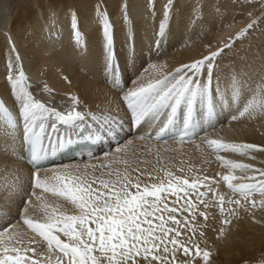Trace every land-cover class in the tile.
I'll return each instance as SVG.
<instances>
[{"label":"bare ground","instance_id":"1","mask_svg":"<svg viewBox=\"0 0 264 264\" xmlns=\"http://www.w3.org/2000/svg\"><path fill=\"white\" fill-rule=\"evenodd\" d=\"M211 1L175 0L174 7L169 9L170 17L169 10L163 11L170 0H155L150 12L147 11L150 0H47L45 4L39 2L36 8L27 6L24 12L17 10L15 13L8 0H0V108L9 112L12 121H18L10 124L8 117L0 113V230L6 227L9 232L16 233L18 239L27 237L24 244L36 249L35 255L28 253L30 258L47 264L51 255L52 264H56V256L62 254L55 250L50 254L47 242L24 225V216L46 222L47 212L53 207L66 214H78V209L63 198L34 187L33 176L37 170H31L17 156L23 121L16 110L19 105L14 106L19 94L10 89L7 77H19L23 73L25 89L36 101L62 114L74 108L85 116L83 121L68 125L56 121L55 131L51 128L54 120H45L46 130L52 132L53 137L70 132L80 135L92 128L99 132L103 128L111 131L114 126H110V121L115 122V118L124 121L125 112L128 118L130 113L125 111L126 104L116 85L119 81L110 46L125 69L128 65L127 74L133 72L138 61L147 58V53L153 56L152 61L144 62L141 74H137L129 86L154 82L182 65L202 60L228 47V36L239 34L250 24L247 11L238 16L235 14L231 20L233 12L224 10L225 6L218 3L211 7ZM123 6L128 9L130 25H122L117 16ZM102 15L110 23L104 21L99 25ZM105 26L109 28L107 37L103 31ZM243 40V44L238 42L231 46L221 57L220 54L215 56L210 84L207 66L204 68L200 79L201 84L209 85V98L203 104L197 101L190 121L198 124L197 117L203 124L213 121L202 125L197 137L187 141L157 140L148 133L156 130L162 122L164 124L166 115L158 122L144 120L135 133L123 138L110 150L91 159L40 169L38 178L54 183V174L65 170L86 175L89 179L94 176L108 178L107 173H115L116 168L123 171V164L117 165L114 161L128 158L135 161L134 167L151 172V176H140L142 182L163 181L165 184V172L175 174L178 170L179 166L174 162L177 156L174 147H178V154L186 152L195 161L192 166L189 164L187 171L189 183L197 182V189L190 191L196 204V218L192 220L187 212L182 214L195 228L194 234L187 232L182 238L187 241L192 256L197 248L201 250V256L195 258L194 264H204L202 252L205 250L210 252V264H264V207L259 203L252 207L248 203V200L259 202L264 196L257 189L246 200L241 193L228 188L222 179L224 175H234L237 177L232 181L234 185L264 179L254 171H264V151L260 150L264 149V33L257 39L246 34ZM157 54L163 56L155 58ZM182 120L183 112L179 123ZM113 132L117 133V130ZM210 139L252 144L257 148L241 153L214 151L207 144ZM118 147L126 151L117 153ZM217 156L251 168L231 169ZM131 175L135 178L139 173L131 172ZM204 184L208 187L205 188ZM209 189L215 190V198ZM203 191L208 192L202 198L208 203L207 208L195 195ZM220 196L224 197L223 205L218 202ZM238 199L243 207L235 205L234 201ZM167 200H175V197L168 196ZM43 205L49 208L45 209ZM200 211L207 213V220L199 215ZM177 218L182 217L178 215ZM185 231L182 229V233ZM32 238L35 243H30ZM61 239L66 241L62 235ZM186 259L191 257H185L181 251L176 261L181 264Z\"/></svg>","mask_w":264,"mask_h":264},{"label":"snow or ice","instance_id":"2","mask_svg":"<svg viewBox=\"0 0 264 264\" xmlns=\"http://www.w3.org/2000/svg\"><path fill=\"white\" fill-rule=\"evenodd\" d=\"M103 31L107 37L108 26H105ZM216 55L214 52L210 57L182 65L162 79L134 85L124 92L122 99L134 123L144 120L158 122L166 115L163 127L156 134L159 139L170 126L179 123V113L183 112L186 134L197 101L203 104L209 98V85L201 84L200 78L207 66L210 84L213 67L211 60ZM7 80L10 82V89L19 94V100L14 102V106L19 105L16 110L19 119L23 121L24 142L30 153L29 159L37 168V173H34V187L61 197L78 209V214H66L53 207L47 212L46 222L34 221L27 215L23 218L24 225L47 242L50 254L54 250L62 254L56 256V264H176V258L181 251L185 257H191L183 260L181 264H194L195 258L201 256V250L197 248L195 256H192L187 241L182 238L187 232L195 233L189 218L183 217L182 214L187 212L191 214L192 220L196 218V204L191 199L192 193L189 191L197 189L196 181L189 183L187 179L174 177L172 172L166 171L165 175L169 177L167 185L163 181L142 183L140 176H151V172L134 167L135 161L128 158H117L114 162L117 165L123 164V171L116 168L115 173H107L108 178L94 176L89 179L86 175H76L65 170L54 174L52 177L54 183L39 179L38 170L43 166L47 155L44 141L47 139L48 145L51 146L53 140L52 132L46 130L44 121L54 117L51 128L55 131L56 121L68 125L83 121L85 116L74 108L67 114H62L36 101L25 89L23 73H20L19 77L9 76ZM72 99L76 102L75 97ZM0 113L8 117L10 124L18 123L11 120L6 109L0 108ZM207 144L214 151L235 153L257 148L252 144L226 143L215 139L207 140ZM116 151L119 153L126 149L118 147ZM217 159L231 169L251 168L247 164L224 160L221 156H217ZM129 170L139 175L133 178ZM254 171H258L259 175L264 177V171ZM113 175L115 178H112ZM204 179L208 180L207 177ZM222 179L228 188L238 191L246 200L257 189L260 195L264 196V179L257 183L238 185L232 183L237 179L234 175H224ZM203 186L208 187L207 184ZM209 190L215 198V190ZM195 195L207 208L208 203L202 198L207 196L208 192H196ZM168 196L175 197V200H167ZM39 199L38 196L37 200ZM181 200L183 203H180ZM218 202L223 205L224 197L220 196ZM234 203L238 207L244 206L239 199ZM248 203L252 207L257 203L264 207V199L259 202L248 200ZM43 207L49 208L48 205ZM232 214L235 215V212ZM178 215L182 218L178 219ZM199 215L205 220L208 218L205 211H200ZM182 229L186 231L182 233ZM220 231L223 233L224 229L221 228ZM200 234L202 236L203 232ZM61 235L66 241L61 239ZM25 239L27 237L18 239L17 234L9 232L6 227L0 230V264H42L41 260L28 256V253L35 255L36 249L27 247L24 244ZM35 242L34 238L30 239V243ZM209 258L210 252L203 251L204 264H210ZM47 264H52L51 255Z\"/></svg>","mask_w":264,"mask_h":264},{"label":"rangeland","instance_id":"3","mask_svg":"<svg viewBox=\"0 0 264 264\" xmlns=\"http://www.w3.org/2000/svg\"><path fill=\"white\" fill-rule=\"evenodd\" d=\"M8 2H10V4H11V8H12V10H13V13H15L17 10L19 11V12H24L23 10H24V8H26L27 6H31V7H33V8H36L37 7V5H38V3L39 2H44V4L45 3H47V0H8ZM173 2L175 3V0H170V3L169 4H167L166 6H165V8L163 9V11H168L171 7L173 8L174 7V4H173ZM212 3H211V7H214L215 5H216V3H218L217 5H219V6H225L224 8V10H226V11H229V12H233V15L231 16V20L235 17V14L238 16V15H240V14H243V12H248V15L251 17V20H250V24L249 25H247L246 27H245V29H242L240 32H239V34H235V35H231V36H228L230 39L228 40V43H227V46L228 47H224V48H222L220 51H218V53H217V55H216V57L217 56H219V54H220V57L222 56L221 54H223V52H226L227 50H229V48H231V46L233 47V46H235L238 42L239 43H241V44H243V39H244V37H245V35L246 34H250V36H252V37H254L255 39H257V37H258V35L260 36V35H262V33H264V0H212L211 1ZM215 2V3H214ZM155 3V0H150V2H149V5H148V7H147V11L148 12H150L151 10L150 9H152V7H153V4ZM214 3V4H213ZM173 5V6H172ZM171 8V9H172ZM167 9V10H166ZM170 9V10H171ZM169 10V12H168V14L170 15V17H171V11ZM155 11H158L157 10V8L155 9ZM129 12H128V9L125 7V6H123L122 8H121V11H119V13H118V17H119V20L120 21H122V25H130V16H129V14H128ZM242 16V15H241ZM233 17V18H232ZM103 20V21H102ZM104 21H106V18L104 17V15H102L100 18H99V25H102V24H104ZM168 21H169V18H168ZM209 21V20H208ZM107 22V21H106ZM209 22H211V21H209ZM240 22V21H239ZM107 23H110V22H107ZM249 23V22H248ZM108 26H113V24H108ZM261 32V33H260ZM244 34V35H243ZM237 37V38H236ZM236 38V39H235ZM111 40V39H110ZM223 40V39H222ZM221 40V41H222ZM132 46V45H131ZM114 49V48H113ZM121 49H122V47H121ZM132 49H133V46H132ZM131 49V50H132ZM222 52V53H221ZM148 55H147V58H143L141 61H138L137 62V66L136 67H134V70H133V72L130 74H127L128 73V71H127V68H128V65L126 66V69H125V66L122 64V62L120 61V60H118V58H117V60H118V63H119V67H120V72L122 73L121 74V77H122V80L124 81V86H125V89L124 90H120L119 88V92H120V95L121 96H123V94H124V92H126L128 89H130L131 87V80H133V79H135L136 77H138V75H140L141 74V72H142V68L144 67V62L146 61V62H150V61H152L154 58H152L153 56H150L149 55V53H147ZM212 55V54H211ZM211 55H209L208 57H210ZM158 56H160V57H158ZM163 55L161 54V55H158L157 54V57H155V58H161ZM216 57H214L211 61V63H212V65L214 66V64H215V60H216ZM230 58H232V56H230ZM150 59V60H149ZM143 66V67H142ZM18 69V68H17ZM18 71H20L19 69H18ZM136 73V74H135ZM138 74V75H137ZM135 76V77H134ZM165 76V75H164ZM163 76V77H164ZM162 77V78H163ZM132 78V79H131ZM162 78H160V79H162ZM213 77H212V74H211V78H210V80L212 79ZM130 85V86H129ZM121 92H123V93H121ZM19 98V97H18ZM17 100H19V99H17ZM48 101H51V99L50 100H48ZM52 101H54V99H52ZM55 102V101H54ZM130 113V111L128 112V114ZM124 140V139H123ZM122 140V141H123ZM174 148H176L175 149V153L174 154H177V156L176 157H174V162H175V164L177 165V166H179L178 167V170H177V172L175 173V174H173V176L174 177H180L181 175L184 177V178H182V179H187L188 181H189V179H188V177H190L189 176V168H190V165L192 166L193 165V163L192 162H194L195 163V161H193L191 158H190V155L189 154H186V152H181V153H179L178 154V151H179V149H178V147H174ZM185 153V154H184ZM184 155V156H183ZM185 155H186V157H185ZM188 155V156H187ZM95 157V156H94ZM188 157V158H187ZM93 158V157H92ZM183 158V159H182ZM185 158H187V160H188V162H187V160L185 159ZM164 159V158H163ZM163 159H161V161H163V163H164V160ZM176 160V161H175ZM190 161V162H189ZM186 163V164H185ZM187 163H188V165H187ZM192 163V164H191ZM183 164V165H182ZM190 164V165H189ZM187 165V166H186ZM181 166V167H180ZM183 166V167H182ZM188 167V168H187ZM182 168V169H181ZM145 169V168H144ZM187 169H188V171H187ZM181 170V171H180ZM73 174H76V173H73ZM175 175H178V176H175ZM187 178H186V177ZM181 178V177H180ZM163 179L165 180V184H167V182H168V180H169V177H166V175L163 177ZM162 179V180H163ZM156 182H158V181H156ZM156 182H154V183H156ZM142 183H149V184H151V183H153V182H148V181H144L143 180V182ZM41 191H43V189L41 188L40 189ZM189 191H191L192 192V190L191 189H189ZM44 192V191H43ZM190 192V193H191ZM46 194H49V195H53L51 192H45ZM176 264H179L177 261H176Z\"/></svg>","mask_w":264,"mask_h":264}]
</instances>
